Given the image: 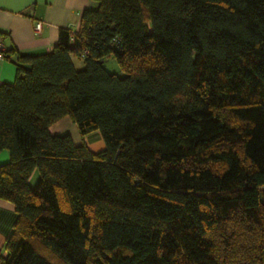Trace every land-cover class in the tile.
Wrapping results in <instances>:
<instances>
[{"label":"trees","instance_id":"trees-1","mask_svg":"<svg viewBox=\"0 0 264 264\" xmlns=\"http://www.w3.org/2000/svg\"><path fill=\"white\" fill-rule=\"evenodd\" d=\"M94 1L0 85V264H264V0Z\"/></svg>","mask_w":264,"mask_h":264},{"label":"crops","instance_id":"crops-1","mask_svg":"<svg viewBox=\"0 0 264 264\" xmlns=\"http://www.w3.org/2000/svg\"><path fill=\"white\" fill-rule=\"evenodd\" d=\"M94 0H0V34L6 49L13 50L10 59L0 61V85L10 84L15 78V60L18 55H39L50 52L57 43L60 29L76 31L80 14L85 9H96ZM41 22V30L34 33L33 26ZM50 131L54 135L69 134L75 145H87L91 150H102L97 133L85 139L69 117L55 122ZM99 145V150L92 148ZM9 161L7 151L0 152V165ZM33 174L31 182H35ZM17 219L14 206L0 199V252Z\"/></svg>","mask_w":264,"mask_h":264},{"label":"rangeland","instance_id":"rangeland-1","mask_svg":"<svg viewBox=\"0 0 264 264\" xmlns=\"http://www.w3.org/2000/svg\"><path fill=\"white\" fill-rule=\"evenodd\" d=\"M74 65H75V67H76V69L77 70H81L82 68H83V66H84V64H83V62H82V60L81 59H77V58H75L74 60ZM104 68L107 70V71H109V72H112V73H116V74H121V72H120V70H119V68H118V66H117V64H116V62L113 60V59H108L105 63H104ZM92 133H95V132H92ZM97 133V137L100 139V143L102 144V147L104 148V142H103V140L101 139V136H100V134L98 133V132H96ZM92 135L93 134H87V135H85L84 137H85V139H89V138H92ZM92 148H96V150L98 149L99 150V145L98 144H96V143H92ZM36 176H35V183H32L31 182V184H30V187L31 188H34L35 186H36V177H37V174H35Z\"/></svg>","mask_w":264,"mask_h":264},{"label":"built area","instance_id":"built-area-1","mask_svg":"<svg viewBox=\"0 0 264 264\" xmlns=\"http://www.w3.org/2000/svg\"><path fill=\"white\" fill-rule=\"evenodd\" d=\"M41 30V22H36L35 25L33 26V31L34 33L38 34ZM6 48H5V45H4V41H3V38L0 34V61L3 60V55H4V52H5Z\"/></svg>","mask_w":264,"mask_h":264}]
</instances>
